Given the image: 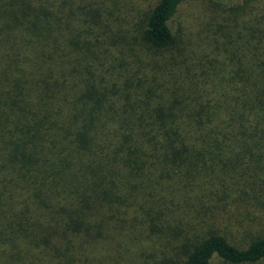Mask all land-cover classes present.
<instances>
[{"label": "trees", "instance_id": "1", "mask_svg": "<svg viewBox=\"0 0 264 264\" xmlns=\"http://www.w3.org/2000/svg\"><path fill=\"white\" fill-rule=\"evenodd\" d=\"M183 1L0 0V264L264 260V0Z\"/></svg>", "mask_w": 264, "mask_h": 264}, {"label": "rangeland", "instance_id": "2", "mask_svg": "<svg viewBox=\"0 0 264 264\" xmlns=\"http://www.w3.org/2000/svg\"><path fill=\"white\" fill-rule=\"evenodd\" d=\"M115 7V15L122 24L124 34L126 30H131L134 34L140 30L144 22L146 13L153 7L157 0H111ZM217 8V7H216ZM213 0H185L178 9L177 14L172 21V29L180 32L185 42L191 39L196 41L199 31H203L213 14L221 12L215 9ZM216 19L220 20L221 16L216 15ZM190 43V42H189ZM212 264H228L219 258H215ZM256 264H264V260Z\"/></svg>", "mask_w": 264, "mask_h": 264}]
</instances>
